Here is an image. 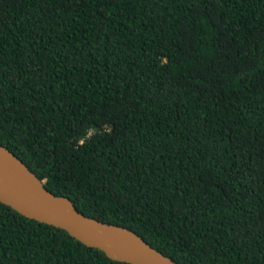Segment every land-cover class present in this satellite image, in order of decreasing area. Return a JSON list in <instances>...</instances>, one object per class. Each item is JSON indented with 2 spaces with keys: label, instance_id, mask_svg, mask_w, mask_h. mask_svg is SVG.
<instances>
[{
  "label": "trees",
  "instance_id": "trees-1",
  "mask_svg": "<svg viewBox=\"0 0 264 264\" xmlns=\"http://www.w3.org/2000/svg\"><path fill=\"white\" fill-rule=\"evenodd\" d=\"M0 143L179 264H264V0H0ZM0 264H131L0 202Z\"/></svg>",
  "mask_w": 264,
  "mask_h": 264
},
{
  "label": "water",
  "instance_id": "water-1",
  "mask_svg": "<svg viewBox=\"0 0 264 264\" xmlns=\"http://www.w3.org/2000/svg\"><path fill=\"white\" fill-rule=\"evenodd\" d=\"M0 202L26 217L65 230L113 260L131 264H179L133 230L79 212L70 198L50 192L44 182L1 143Z\"/></svg>",
  "mask_w": 264,
  "mask_h": 264
}]
</instances>
